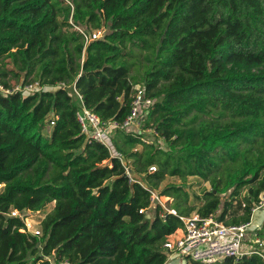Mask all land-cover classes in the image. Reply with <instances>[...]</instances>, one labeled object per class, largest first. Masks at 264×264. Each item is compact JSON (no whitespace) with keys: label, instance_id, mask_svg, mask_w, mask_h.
<instances>
[{"label":"trees","instance_id":"obj_1","mask_svg":"<svg viewBox=\"0 0 264 264\" xmlns=\"http://www.w3.org/2000/svg\"><path fill=\"white\" fill-rule=\"evenodd\" d=\"M79 28L104 31L85 43ZM35 81L32 93L0 89V264H165L178 215L249 220L264 188V0H0V85ZM136 85L154 99L151 134L116 129L107 147L81 131V104L122 122ZM166 176L181 183L159 187ZM187 176L212 185L200 205ZM50 203L38 236L6 216Z\"/></svg>","mask_w":264,"mask_h":264},{"label":"built area","instance_id":"obj_2","mask_svg":"<svg viewBox=\"0 0 264 264\" xmlns=\"http://www.w3.org/2000/svg\"><path fill=\"white\" fill-rule=\"evenodd\" d=\"M79 30L83 34L85 43L99 38L104 31L103 29H97L92 32H85L81 28ZM60 85L65 86L63 83H60ZM41 88L42 86L37 81L26 83L23 86L15 85L12 89H4L0 85V89L4 92L20 90L23 94L32 93ZM77 96L81 100L78 93ZM153 102V98L146 96L144 88L136 85L129 113L122 122L116 120L101 121L93 111L83 104L76 111V117L83 133L109 147L111 137L116 129H137L141 133L148 130H143L141 125ZM149 169L154 170L155 167L151 166ZM2 185L0 183V189ZM153 198L158 200L156 193L151 191V199L153 200ZM143 210L140 209L141 212ZM257 211L264 212V188L258 195L257 201L252 205L250 218L246 222L226 224L219 220L216 215L201 216L197 212L189 215H178L182 222L181 228L170 234L163 244V248L167 252L166 261L178 256L185 261V264L193 262L208 264L220 261L228 256H233L235 259L251 253L263 256L264 237L258 233L261 226L253 222V215ZM34 213H39V211L12 208L6 213V216L19 218L23 221V226L19 228L21 231L28 230L31 234L38 236L40 235V229L34 228L29 221L30 216ZM42 219L43 217L40 220ZM51 264L76 263L64 259L59 263L51 261Z\"/></svg>","mask_w":264,"mask_h":264},{"label":"rangeland","instance_id":"obj_3","mask_svg":"<svg viewBox=\"0 0 264 264\" xmlns=\"http://www.w3.org/2000/svg\"><path fill=\"white\" fill-rule=\"evenodd\" d=\"M50 128H51V125H48L47 126L48 131H49ZM145 132H146L147 135H149V134L152 133V130L149 129V130H147ZM144 139L148 140V141L151 140L150 137H147V136H145ZM153 140H154V142L156 144H158V145H160V146H162L164 148L166 147V143H165V141L163 139L155 138ZM150 171H153V170H150ZM181 180L182 179H180L178 176H166L160 182L159 187L160 186L162 187L165 184H179V183H181ZM184 183H185L186 190L190 193V197H189V201L188 202H190L192 205H195V206L200 205L203 202L201 199H197L196 195L201 197L202 196V190L212 189V185L210 184V182L208 180L199 178L197 176H187L185 178V182ZM230 190H231V188L225 189L220 194L222 201L229 199ZM246 193H247V188L243 187L241 189V191H240V197L239 198H243V195H245ZM171 201H172L171 197H168V196H165V195H161V196L158 195L157 202L161 203L164 206H168ZM233 203L235 204V202H233ZM52 205H53V203H50L44 208V210H41V211H39V213H34V215L30 216L29 221H30L31 224H33L34 228L40 229L38 222H40L41 221L40 219L42 217H44L45 214L51 210ZM193 213H196L195 209L190 214H193ZM148 215L150 217H152L154 215V207H151L149 209ZM19 228H18L19 232L26 233V234H31V232H29L28 230L27 231H21ZM31 235H33V234H31ZM263 237H264V234H263ZM177 258L179 259L178 256H174V257L168 259V261L165 264H185L184 260H180V263H176L177 262L176 261Z\"/></svg>","mask_w":264,"mask_h":264},{"label":"crops","instance_id":"obj_4","mask_svg":"<svg viewBox=\"0 0 264 264\" xmlns=\"http://www.w3.org/2000/svg\"><path fill=\"white\" fill-rule=\"evenodd\" d=\"M263 221H264V212L263 211L255 212L254 215H253V222L257 223V224H259L261 226ZM263 234H264V231H263ZM180 260H182L180 257H179V259L177 258V260H176L177 262L176 263H180Z\"/></svg>","mask_w":264,"mask_h":264},{"label":"water","instance_id":"obj_5","mask_svg":"<svg viewBox=\"0 0 264 264\" xmlns=\"http://www.w3.org/2000/svg\"><path fill=\"white\" fill-rule=\"evenodd\" d=\"M127 173H128L131 177L139 178L138 174H136L135 171H134L133 169H131V168H129V169L127 170ZM152 201H153L154 204L157 203V199H156V198H153Z\"/></svg>","mask_w":264,"mask_h":264}]
</instances>
